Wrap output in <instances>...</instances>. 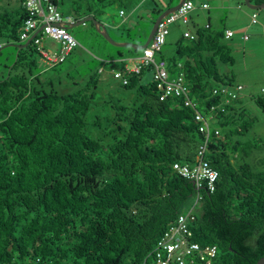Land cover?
<instances>
[{
	"label": "trees",
	"instance_id": "16d2710c",
	"mask_svg": "<svg viewBox=\"0 0 264 264\" xmlns=\"http://www.w3.org/2000/svg\"><path fill=\"white\" fill-rule=\"evenodd\" d=\"M92 1L76 20L97 15ZM99 1L104 7L117 0ZM24 2L0 6V44L30 39H21L29 15ZM153 3L158 14L173 6ZM225 32L209 24L194 38L183 35L173 55L160 51L169 76L184 72L195 108L185 96L160 100L150 67L126 71L124 48L110 44L118 56L103 60L122 58L127 84L120 79L117 89L108 88L97 70L74 77L70 90L55 88L57 75L43 77L51 69L34 40L14 48L0 79V264H152L158 241L198 192L191 228L194 241L218 246L211 264H256L264 256V159L254 162L262 144L248 138L255 119L245 114L242 94L210 111L224 100L215 88L240 84L222 69L235 62ZM253 100L264 111V97ZM196 110L212 128L207 156L219 172L214 192L173 169L175 162L192 164L204 141ZM194 257L188 258L207 264Z\"/></svg>",
	"mask_w": 264,
	"mask_h": 264
},
{
	"label": "rangeland",
	"instance_id": "374dc122",
	"mask_svg": "<svg viewBox=\"0 0 264 264\" xmlns=\"http://www.w3.org/2000/svg\"><path fill=\"white\" fill-rule=\"evenodd\" d=\"M18 0H0V6H9L17 3ZM90 0H59V9L65 17L80 16V13L87 11ZM180 0H157L161 7L166 6V2H172L177 5ZM196 8L189 12L191 22L183 24L174 22L170 24V35L166 45L163 46V52L166 56L173 55L176 42L184 35L186 31L195 34L199 27H207L211 24V29H231L234 36L223 39L232 50L235 62L233 65L226 64L222 66L224 72L234 73L236 81L244 86L242 93L244 99L245 114L255 119V125L248 134V138L257 139L261 142L262 148L258 150L254 162L264 159V111L254 102L253 96L262 95L264 97V9L253 10L246 5V0H193ZM206 1L209 8L201 7ZM98 6L95 13L97 18L107 23L108 31L111 36L120 42L130 41L133 43H145L154 26L156 19L160 14L153 10L154 0H117L113 3L105 1L104 7L100 1L96 0ZM122 2V4H120ZM253 3L257 2L252 0ZM121 5L126 6V15L120 16ZM11 7V6H10ZM99 13V14H98ZM254 13L257 15V22H253ZM124 21V22H122ZM113 23L120 24L118 29L112 27ZM91 21L86 24L75 26L68 31L78 40L79 46L68 55L65 61L61 62L57 70H50L43 77L56 75L63 81L62 85L59 77L55 80L56 89H71L75 87L74 77L81 80L89 74L99 70L98 64H102L104 55L118 56V49L112 47L109 42L101 35L95 32ZM148 34V35H147ZM248 38H244L245 36ZM147 36V37H146ZM188 40V38H186ZM45 45L53 51H60V45L50 37H45ZM2 43V42H1ZM7 44L5 41L2 47ZM15 47L6 46L1 50L0 55V79L5 75L9 64L16 57ZM76 48V47H75ZM121 48V47H119ZM123 55L134 54V58L142 55V50H130L128 47L122 50ZM162 52L156 54V58H162ZM122 58H116L115 61L105 65L104 71L100 73L101 79L106 80L108 88L117 89L121 80L115 78L114 73L122 69ZM178 69L170 72V77L178 75ZM118 86V87H117ZM121 89V88H120Z\"/></svg>",
	"mask_w": 264,
	"mask_h": 264
},
{
	"label": "built area",
	"instance_id": "2783aa9c",
	"mask_svg": "<svg viewBox=\"0 0 264 264\" xmlns=\"http://www.w3.org/2000/svg\"><path fill=\"white\" fill-rule=\"evenodd\" d=\"M25 7L29 13L24 22L21 39L25 40L31 37L41 25H45L42 30L32 39L38 44V49L42 55V60L50 66L65 61L66 57L71 54L79 42L68 29L64 26L66 23L74 22L73 17H65L60 11L56 0H25ZM193 0H185L178 10L166 15L158 24V27L149 44L143 49V53L138 58H133L131 64H126L127 72L139 73L144 67L151 68V78L156 82L160 100L166 98L185 96V105L194 107L195 103L188 95V86L185 81V74L180 71L179 74L171 78L169 76L168 61L165 58L157 59L156 54L160 52L167 43L170 35V24L182 22L188 24L190 21L189 12L196 8ZM203 8H209V4H201ZM124 15L125 11L121 10ZM257 15L254 13L253 22L256 23ZM226 38L234 36V31L227 29ZM186 37L194 38V34L189 31L185 32ZM45 37L52 38L57 42L61 49L53 51L45 48L42 39ZM245 39L248 38L246 35ZM2 44H0V48ZM124 59L123 61H125ZM129 61V60H127ZM181 66V64H180ZM100 72L104 68L99 69ZM115 78L121 79L124 84L128 83L123 71L119 70L114 73ZM244 91L242 84L234 86H223L214 89V95H222L224 100L221 104L212 105L210 111L214 114L224 104H230ZM196 119L200 122V131L204 134V141L199 145L195 161L190 163L175 162L174 171L189 180H192L198 189L206 188L210 192L216 189V183L219 178V172L208 160L207 152L209 141L212 136V128L208 116H205L200 110H196ZM220 130L216 129L215 134ZM202 199L201 192H198L191 207L184 213L180 214L177 220L171 225L170 229L158 241L155 249L151 253L152 264H196L194 254H200V259L211 264L212 260L218 255V246L215 244L201 245L193 239L192 224L197 220V209ZM189 256L194 258L189 259Z\"/></svg>",
	"mask_w": 264,
	"mask_h": 264
},
{
	"label": "water",
	"instance_id": "95a60500",
	"mask_svg": "<svg viewBox=\"0 0 264 264\" xmlns=\"http://www.w3.org/2000/svg\"><path fill=\"white\" fill-rule=\"evenodd\" d=\"M185 0H180L179 3L177 5L171 6L167 9H165L160 15L159 17L156 19L154 26L148 36V39L145 43L141 44V43H133L130 41H125V42H120V41H116L110 34V32L108 31L107 25L105 24L104 21L98 19L94 14H89L86 15L74 22H70V23H66L64 24V26L69 30L75 26L81 25V24H86L87 22L91 21L94 24V27L97 31V33H99L104 39H106L111 45L116 46V47H121V48H126V47H130L136 50H142L144 49L149 42L151 41L153 35L155 34V31L158 27L159 22L161 21L162 18H164L166 15L175 12L176 10H178L180 8V6L183 4ZM246 5L253 10H257V9H264V1L263 2H255L253 3L252 0H246ZM45 25H41L38 30L30 37L29 40H27L25 43L20 44V43H8L5 44L3 47L6 46H12V47H17L19 49L21 48H26L31 40L42 30V28ZM0 48V54H1V50L2 48ZM256 264H264V256H262Z\"/></svg>",
	"mask_w": 264,
	"mask_h": 264
},
{
	"label": "crops",
	"instance_id": "0c3cea01",
	"mask_svg": "<svg viewBox=\"0 0 264 264\" xmlns=\"http://www.w3.org/2000/svg\"><path fill=\"white\" fill-rule=\"evenodd\" d=\"M89 2H90V3L88 4V7H90V6L92 5L93 1L90 0ZM204 2H206V1H204ZM257 3H258V2H257ZM165 4H166V6H167L168 2H166ZM166 6H165V7H166ZM168 8H169V7H168ZM126 14H127V12L125 11V14H124V15H126ZM87 15H89V14H87ZM120 16H121V17L123 16V15L121 14V11H120ZM74 21H76V19H75ZM122 22H124V21H122ZM190 22H191V19H190L189 23H190ZM189 23H188V24H189ZM105 24L107 25V23H105ZM119 25H120V24H118V23H113L112 27L114 26V27H116V29H118ZM108 26H109V25H107V27H108ZM228 29H229V28H228ZM226 30H227V29H226ZM184 35H185V33H184ZM43 44H44L45 48H47L46 45H45V41H44ZM109 44H110V43H109ZM77 48H78V46H77L75 49H77ZM73 50H74V49H73ZM72 52H73V51H72ZM72 52H71V53H72ZM100 55H104V57H107V58H110V57L112 56V55H111V56L108 57L107 54H100ZM133 55H134V54H132V55H128V56H125V55H124V58L126 59L125 62H124L125 66H126V64H131V62H132L131 60L134 58ZM104 59H106V58H104ZM40 60L43 62V64H45L46 66H48V69L55 70V69H53L52 66L48 65L47 63H45V62L42 60V58H41ZM101 60H102V61H101L102 64H98L99 69H100V68H104L105 65L109 63V62H106V61L103 60V59H101ZM127 60H129V61H127ZM50 67H52V68H50ZM54 68H55V67H54ZM147 74H148V78L151 79V73H147Z\"/></svg>",
	"mask_w": 264,
	"mask_h": 264
}]
</instances>
